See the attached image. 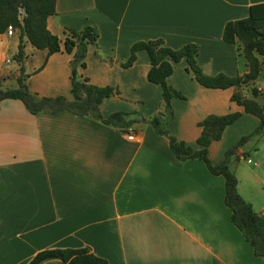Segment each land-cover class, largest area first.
Returning <instances> with one entry per match:
<instances>
[{"label":"crops","instance_id":"obj_1","mask_svg":"<svg viewBox=\"0 0 264 264\" xmlns=\"http://www.w3.org/2000/svg\"><path fill=\"white\" fill-rule=\"evenodd\" d=\"M258 3L264 0H56L47 28L60 39L61 50L47 55L24 39L25 83L35 99L70 98L66 28L93 24L98 42L88 45L79 73L119 91L103 100L102 115L140 111L148 118L157 112L161 87L147 80L146 51L138 50L133 64L122 66L130 46L156 38L172 48L195 43L205 74H242L248 66L240 46L223 40V28L246 18ZM18 43L17 33H0L1 88L7 80L17 87ZM167 80L184 95L171 100L170 131L193 148H199L200 120L240 112L209 145L213 162L260 123L231 100L234 87L200 85L184 59L174 63ZM252 86L261 102L262 73L241 89L245 97L253 98ZM238 155L230 164L237 192L264 215V132L240 146ZM224 184L202 160H178L168 139L147 122L122 130L66 110L32 114L19 99L0 102V264H28L44 249L83 246L109 264H264L232 222Z\"/></svg>","mask_w":264,"mask_h":264},{"label":"trees","instance_id":"obj_2","mask_svg":"<svg viewBox=\"0 0 264 264\" xmlns=\"http://www.w3.org/2000/svg\"><path fill=\"white\" fill-rule=\"evenodd\" d=\"M56 0H0V33L12 25L18 33V48L14 59L20 63V75L17 77L16 88L0 87V102L4 99H19L32 114L39 112L56 113L70 111L77 115L92 117L104 124L126 130L135 122L149 123L154 132L168 139L170 149L180 161L187 159L202 160L208 170L215 175L224 177V201L231 211V220L250 243L256 256L264 258V215L255 212L251 204L237 192V177L231 169L232 160L239 157L238 149L250 137L264 132V92L261 102L255 98L260 95L256 86H252L253 98L245 97L241 89L253 82L262 73L264 78V3L250 6L246 18L229 20L223 28L222 38L228 43L240 41L243 46L240 55L245 59L248 70L242 74L227 75L217 73L205 74L197 60L198 45L186 43L178 48L165 45L162 38L139 40L130 46V53L122 66L133 64L138 50L147 52L150 67L147 80L161 87V99L157 112L148 118L140 111H115L103 116L100 105L106 97L118 94V88L90 83L79 73L85 67V57L89 44L97 45L99 32L93 24L81 29L66 28L67 36L63 41L64 50L71 54L70 64V98L42 96L35 99L25 83L23 40H27L36 49H46L47 55L61 50L60 39L47 28V18L56 13ZM184 59L187 70L194 79L206 88L225 89L234 87L231 100L243 107L246 113L259 118V125L249 134L243 135L233 146L229 147L223 159L213 162L208 157V147L212 141L219 140L224 129L235 122L240 116L239 111L223 115L209 114L198 122L201 133L196 142L199 148H193L178 140L170 131L169 122L173 118L172 98H184V95L168 83L173 72L174 63ZM133 116V117H132ZM57 258L60 264H109L108 261L94 254L90 247L44 249L35 254L28 264H40L43 260Z\"/></svg>","mask_w":264,"mask_h":264},{"label":"rangeland","instance_id":"obj_3","mask_svg":"<svg viewBox=\"0 0 264 264\" xmlns=\"http://www.w3.org/2000/svg\"><path fill=\"white\" fill-rule=\"evenodd\" d=\"M16 33H17V32H16ZM16 33H15V34H16ZM17 35H18V33H17ZM237 43H238L239 46L242 48L243 44H242L240 41H237ZM241 48H240V49H241ZM7 56H8L9 58H11V53L8 52V53H7ZM9 65H10L11 68L16 69V67H15L16 65H15L13 62H10ZM10 83H11V81H10V80H7L3 88H7L6 86H9V88H11V86H15V84H16L15 82H14V83H11V84H10ZM9 84H10V85H9ZM250 133H251V132H250ZM248 134H249V133H248ZM256 135H257V134H256ZM253 136H254V135H253ZM250 138H251V137H250ZM250 138H249V139H250ZM249 139H248V140H249ZM248 140H247V141H248Z\"/></svg>","mask_w":264,"mask_h":264},{"label":"built area","instance_id":"obj_4","mask_svg":"<svg viewBox=\"0 0 264 264\" xmlns=\"http://www.w3.org/2000/svg\"><path fill=\"white\" fill-rule=\"evenodd\" d=\"M5 33L7 35H14L16 33V29L12 25H8L7 29L5 30ZM129 139L133 138V135H128L127 136ZM248 162H251V159H248Z\"/></svg>","mask_w":264,"mask_h":264}]
</instances>
